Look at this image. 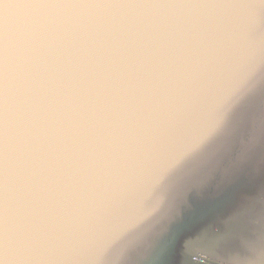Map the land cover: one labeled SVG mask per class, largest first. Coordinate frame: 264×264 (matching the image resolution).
<instances>
[{"label": "water", "instance_id": "water-1", "mask_svg": "<svg viewBox=\"0 0 264 264\" xmlns=\"http://www.w3.org/2000/svg\"><path fill=\"white\" fill-rule=\"evenodd\" d=\"M248 89L215 149L171 185L147 264H196L231 210L264 195V163L233 161L249 125L264 131V7L0 0L5 264H109L173 160Z\"/></svg>", "mask_w": 264, "mask_h": 264}, {"label": "clouds", "instance_id": "clouds-1", "mask_svg": "<svg viewBox=\"0 0 264 264\" xmlns=\"http://www.w3.org/2000/svg\"><path fill=\"white\" fill-rule=\"evenodd\" d=\"M251 97L249 89L237 95L201 136L173 160L165 178V194L148 213L114 239L109 264H147L149 241L170 209L171 185L215 149L236 113ZM233 161L249 169L258 162L264 163V131L261 127L249 125L245 140L233 152ZM209 257L218 259L221 264H264V195L231 210L224 230L216 232Z\"/></svg>", "mask_w": 264, "mask_h": 264}, {"label": "flooded vegetation", "instance_id": "flooded-vegetation-1", "mask_svg": "<svg viewBox=\"0 0 264 264\" xmlns=\"http://www.w3.org/2000/svg\"><path fill=\"white\" fill-rule=\"evenodd\" d=\"M210 253H203V252H198L196 255L193 257V261L196 264H221V261L218 259H212L209 257Z\"/></svg>", "mask_w": 264, "mask_h": 264}, {"label": "snow or ice", "instance_id": "snow-or-ice-1", "mask_svg": "<svg viewBox=\"0 0 264 264\" xmlns=\"http://www.w3.org/2000/svg\"><path fill=\"white\" fill-rule=\"evenodd\" d=\"M256 4L260 7H264V0H256ZM0 264H5V259L0 256Z\"/></svg>", "mask_w": 264, "mask_h": 264}]
</instances>
